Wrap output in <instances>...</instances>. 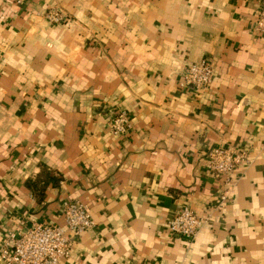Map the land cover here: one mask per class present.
<instances>
[{"label": "crops", "instance_id": "crops-1", "mask_svg": "<svg viewBox=\"0 0 264 264\" xmlns=\"http://www.w3.org/2000/svg\"><path fill=\"white\" fill-rule=\"evenodd\" d=\"M262 1L0 0V246L80 201L95 225L60 264H264ZM201 61L213 82L185 87ZM215 147L250 152L221 208ZM186 206L211 217L195 239L167 228Z\"/></svg>", "mask_w": 264, "mask_h": 264}, {"label": "built area", "instance_id": "built-area-1", "mask_svg": "<svg viewBox=\"0 0 264 264\" xmlns=\"http://www.w3.org/2000/svg\"><path fill=\"white\" fill-rule=\"evenodd\" d=\"M16 5L25 0H10ZM43 18L51 24L60 25L69 21L63 12L50 9ZM255 31L264 36V0L255 24ZM214 78V66L209 61L190 64L183 75L182 84L187 88L204 89ZM111 130L116 134L125 133L130 122L125 113H119L111 122ZM248 149L215 147L208 155V171L224 188L221 208L227 195L236 186L235 173L239 166L249 163ZM209 215V214H208ZM65 228L56 224H32L25 230L11 234L9 240L0 246V264H60L71 256L76 238L95 225L87 204L70 201L63 209ZM210 215L202 217L191 207L179 209L167 223L170 233L177 237L195 239L209 223Z\"/></svg>", "mask_w": 264, "mask_h": 264}]
</instances>
